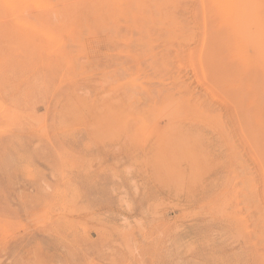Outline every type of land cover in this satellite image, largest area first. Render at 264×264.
Wrapping results in <instances>:
<instances>
[{"label":"rangeland","instance_id":"1","mask_svg":"<svg viewBox=\"0 0 264 264\" xmlns=\"http://www.w3.org/2000/svg\"><path fill=\"white\" fill-rule=\"evenodd\" d=\"M259 31L264 0H0V264H264Z\"/></svg>","mask_w":264,"mask_h":264},{"label":"bare ground","instance_id":"2","mask_svg":"<svg viewBox=\"0 0 264 264\" xmlns=\"http://www.w3.org/2000/svg\"><path fill=\"white\" fill-rule=\"evenodd\" d=\"M248 1V0H247ZM255 2V1H254ZM261 2V1H260ZM262 3V2H261ZM262 5V4H261ZM106 31V30H105ZM254 43L259 47L264 53V31H259L254 36ZM264 66V65H263Z\"/></svg>","mask_w":264,"mask_h":264}]
</instances>
